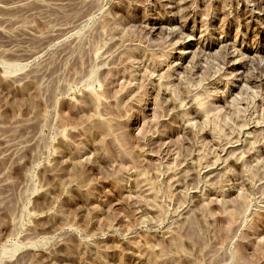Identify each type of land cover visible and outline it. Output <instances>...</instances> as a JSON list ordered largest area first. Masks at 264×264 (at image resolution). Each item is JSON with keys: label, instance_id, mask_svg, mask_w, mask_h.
<instances>
[{"label": "rangeland", "instance_id": "374dc122", "mask_svg": "<svg viewBox=\"0 0 264 264\" xmlns=\"http://www.w3.org/2000/svg\"><path fill=\"white\" fill-rule=\"evenodd\" d=\"M261 1L0 0V264H264Z\"/></svg>", "mask_w": 264, "mask_h": 264}, {"label": "bare ground", "instance_id": "6f19581e", "mask_svg": "<svg viewBox=\"0 0 264 264\" xmlns=\"http://www.w3.org/2000/svg\"><path fill=\"white\" fill-rule=\"evenodd\" d=\"M259 8H264V0H262L261 2H259ZM250 12V15L252 14H254V11H252V10H248V13ZM247 15V14H246ZM260 74H258V75H254V76H252L251 77V79H249V80H258L261 76H259ZM243 126V125H242Z\"/></svg>", "mask_w": 264, "mask_h": 264}]
</instances>
